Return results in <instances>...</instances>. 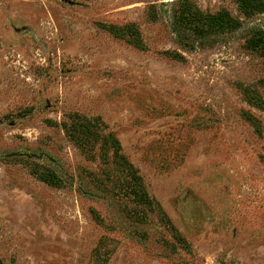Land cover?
I'll list each match as a JSON object with an SVG mask.
<instances>
[{
  "label": "rangeland",
  "instance_id": "rangeland-1",
  "mask_svg": "<svg viewBox=\"0 0 264 264\" xmlns=\"http://www.w3.org/2000/svg\"><path fill=\"white\" fill-rule=\"evenodd\" d=\"M180 1L0 0V264H264V9L188 0L233 25L187 45ZM71 114L172 228L113 147L65 135Z\"/></svg>",
  "mask_w": 264,
  "mask_h": 264
},
{
  "label": "trees",
  "instance_id": "trees-1",
  "mask_svg": "<svg viewBox=\"0 0 264 264\" xmlns=\"http://www.w3.org/2000/svg\"><path fill=\"white\" fill-rule=\"evenodd\" d=\"M251 7L264 9V2L261 0H247ZM178 7H173L172 12L168 15V20L171 24L173 32L178 36L180 41L187 45H193L194 43L203 45L209 40V34L216 33L223 27L233 25L231 17L227 12H221L219 14L203 13L197 7L193 6L188 0H182L179 2ZM245 11L247 8H243ZM155 17V16H153ZM114 35H121L117 31V26L114 24L105 25ZM254 46L263 44L261 46L264 55V32H260L252 40ZM96 119L80 116L79 114H71L69 121H62L61 126L65 135L73 141L85 155L91 154L92 145L95 144L99 137L104 140L105 149L114 148L115 162L119 167L120 172L127 175L128 180L124 184H120L124 191L132 195V198L142 205H144L151 212H155L161 221L167 226L172 228L169 224V219L161 208L160 204L154 199L153 196L148 194L145 190L142 180L135 169L127 159L119 153L118 140L108 135L99 134L98 122ZM104 162H108L106 153L103 151ZM33 173L45 182L53 185H59V180L52 172H37L33 170Z\"/></svg>",
  "mask_w": 264,
  "mask_h": 264
}]
</instances>
